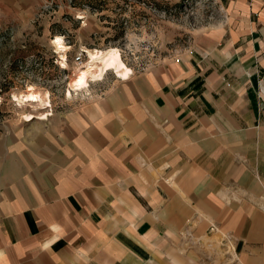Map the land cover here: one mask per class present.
<instances>
[{
    "label": "crops",
    "instance_id": "1",
    "mask_svg": "<svg viewBox=\"0 0 264 264\" xmlns=\"http://www.w3.org/2000/svg\"><path fill=\"white\" fill-rule=\"evenodd\" d=\"M215 2L191 53L0 148V264H264V0Z\"/></svg>",
    "mask_w": 264,
    "mask_h": 264
},
{
    "label": "rangeland",
    "instance_id": "2",
    "mask_svg": "<svg viewBox=\"0 0 264 264\" xmlns=\"http://www.w3.org/2000/svg\"><path fill=\"white\" fill-rule=\"evenodd\" d=\"M102 1L0 0V148L37 124L36 117L24 122V114L72 111L109 92L117 81L113 72L67 96L86 50L116 49L132 74L140 73L191 53L203 35L216 31L213 24L221 15L215 0ZM54 37L63 38L66 67L60 64ZM78 51L84 61L75 67ZM31 87L47 97L48 106L14 102L13 96Z\"/></svg>",
    "mask_w": 264,
    "mask_h": 264
},
{
    "label": "bare ground",
    "instance_id": "3",
    "mask_svg": "<svg viewBox=\"0 0 264 264\" xmlns=\"http://www.w3.org/2000/svg\"><path fill=\"white\" fill-rule=\"evenodd\" d=\"M52 42L53 46L56 49V52L60 54V64L63 67H66V56L62 52L66 50V47L63 42V38L54 37ZM86 61L84 64L77 68L74 79L69 83V89L67 91V96H70L73 92L82 91L88 88V83L93 81H99L102 77L109 73L113 72L118 78L124 79L130 74V69L127 68L122 60L121 55L118 50L109 48L108 50H86ZM14 102H17L19 105L24 103H34L35 106L46 107L48 106L49 101H47L46 96H41L38 93L33 91V87L29 91L13 96ZM34 106V105H33ZM25 121H31L34 117L41 119L46 118L45 112L33 114H24ZM47 119V118H46Z\"/></svg>",
    "mask_w": 264,
    "mask_h": 264
},
{
    "label": "built area",
    "instance_id": "4",
    "mask_svg": "<svg viewBox=\"0 0 264 264\" xmlns=\"http://www.w3.org/2000/svg\"><path fill=\"white\" fill-rule=\"evenodd\" d=\"M83 61H84V53L83 51H78L72 59V64L75 67H80L83 64Z\"/></svg>",
    "mask_w": 264,
    "mask_h": 264
},
{
    "label": "trees",
    "instance_id": "5",
    "mask_svg": "<svg viewBox=\"0 0 264 264\" xmlns=\"http://www.w3.org/2000/svg\"><path fill=\"white\" fill-rule=\"evenodd\" d=\"M99 2H101V3H102L103 1H102V0H99ZM88 6H89V7H91L92 5H91V4H89ZM96 6H98V7H102V4H99V5H96ZM72 7H74V8H75V7H76V5L74 4V6H72ZM92 7H93V8H96L95 6H92Z\"/></svg>",
    "mask_w": 264,
    "mask_h": 264
}]
</instances>
